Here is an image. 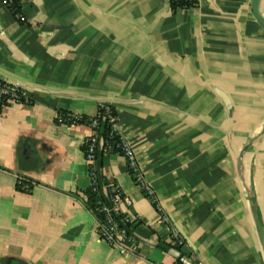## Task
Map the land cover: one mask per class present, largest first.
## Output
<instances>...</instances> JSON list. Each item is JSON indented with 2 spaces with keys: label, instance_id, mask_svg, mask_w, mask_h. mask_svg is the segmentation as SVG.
Returning <instances> with one entry per match:
<instances>
[{
  "label": "crops",
  "instance_id": "1",
  "mask_svg": "<svg viewBox=\"0 0 264 264\" xmlns=\"http://www.w3.org/2000/svg\"><path fill=\"white\" fill-rule=\"evenodd\" d=\"M196 1L172 13L169 0H21L23 25L0 3V78L31 97L0 113V264H179L118 155L102 156L98 175L131 200L136 252L96 234L90 129L57 115L100 105L117 113L181 255L264 264L253 218L264 232V28L252 0Z\"/></svg>",
  "mask_w": 264,
  "mask_h": 264
},
{
  "label": "built area",
  "instance_id": "2",
  "mask_svg": "<svg viewBox=\"0 0 264 264\" xmlns=\"http://www.w3.org/2000/svg\"><path fill=\"white\" fill-rule=\"evenodd\" d=\"M11 14L13 10L8 8L11 6V0H0ZM186 10V9H180ZM178 11V10H177ZM20 19H22L20 17ZM29 105L31 104V97L27 91L16 83H11L5 79L0 78V113L7 105ZM101 106V105H100ZM103 111L94 117L71 116L59 113L57 121L64 125H85L90 129L89 136L83 141L82 152L84 161L89 170L90 187L93 191L97 190L98 186V160L95 158V153L100 151L102 156L118 155L125 159L127 170L131 177L134 186L142 193L145 198L151 203L153 208L159 213L161 222L167 224L169 227L168 241L169 246L176 251H179V264H199L192 260V257L180 255V250L184 246V240L177 228L171 225L167 216L163 214L160 206L154 198L152 190L144 183L143 175L139 167L135 152L130 143L124 139L117 129L118 116L115 110L107 105H102ZM105 120L107 122V130L103 133L100 130L99 122ZM23 191L29 193L31 187L25 184L22 187ZM102 193L105 195L106 203L97 202L95 214L99 218L96 221V234L98 238L111 248L116 249L121 254H132L136 252V238L134 231L129 232L130 226L136 219L126 211L131 207V200L121 191V189L114 184H106L101 187ZM119 216L120 222L117 221Z\"/></svg>",
  "mask_w": 264,
  "mask_h": 264
},
{
  "label": "trees",
  "instance_id": "3",
  "mask_svg": "<svg viewBox=\"0 0 264 264\" xmlns=\"http://www.w3.org/2000/svg\"><path fill=\"white\" fill-rule=\"evenodd\" d=\"M12 4L11 6L8 8L9 10H13L12 16L15 18V20L17 21L18 24L23 25L25 24V21L23 19L21 10H20V3L21 0H11ZM197 4L196 0H169V8L171 10L172 13H176L177 10L180 9H189V8H193L195 7ZM20 17L22 19H20ZM104 106H99L98 107V112L101 114L102 113V109ZM99 127L100 130L104 133L107 130V122L105 120H102L99 122ZM95 158L100 161L102 158V154L100 151H97L95 153ZM108 184L107 182H105L103 179L98 178V186H97V190L93 191L91 188H88L87 191L85 192V196H86V206L89 209V211L93 214V216L95 218H99V215L95 214V208H96V204L97 202L101 201L106 203V198L105 195L102 193L101 191V187L103 185ZM142 194L145 196V194L142 192ZM117 217V221L120 222V218L119 216ZM138 225V222L135 221L133 224H131L130 226H127L129 229V232L134 231V229L136 228V226ZM169 248H171L170 246H168ZM166 248L169 249V248ZM181 255V254H180ZM178 262V261H177Z\"/></svg>",
  "mask_w": 264,
  "mask_h": 264
},
{
  "label": "water",
  "instance_id": "4",
  "mask_svg": "<svg viewBox=\"0 0 264 264\" xmlns=\"http://www.w3.org/2000/svg\"><path fill=\"white\" fill-rule=\"evenodd\" d=\"M258 1L259 0H252L251 1V12H252V16L255 19V21L264 28V19L260 16L259 11H258ZM97 168H98V173H99V163H97ZM253 218L255 221V226H256V230H257V235H258V239L260 242V245L262 247L263 253H264V232L262 229V226L259 222V219L257 217L256 211L253 209ZM179 232V230H178ZM177 257H179V253L175 252Z\"/></svg>",
  "mask_w": 264,
  "mask_h": 264
}]
</instances>
